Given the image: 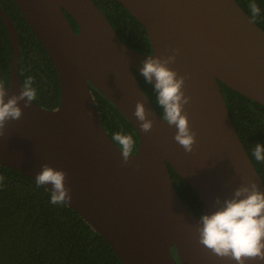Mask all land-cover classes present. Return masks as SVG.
Instances as JSON below:
<instances>
[{
    "label": "water",
    "instance_id": "obj_1",
    "mask_svg": "<svg viewBox=\"0 0 264 264\" xmlns=\"http://www.w3.org/2000/svg\"><path fill=\"white\" fill-rule=\"evenodd\" d=\"M14 1L56 69L60 98L54 109L20 104L22 118L9 122L0 137V166L34 180L43 164L66 172L72 189L66 205L109 243L121 264H236L197 242L199 217L177 194L167 165L194 190L204 213L215 211L217 196L231 198L242 183L255 182L264 191L219 86L264 106V31L236 0H117L144 28L151 51L142 53L124 44L92 0ZM0 19L12 50L9 84L0 86L10 97L22 90L19 38L1 7ZM173 50L179 54L169 67L186 78L185 95L191 97L185 106L196 133L191 153L175 142V127L134 76L147 56ZM90 84L139 138L127 164L102 126ZM138 101L154 121L147 134L133 116ZM44 187L51 192V185Z\"/></svg>",
    "mask_w": 264,
    "mask_h": 264
},
{
    "label": "trees",
    "instance_id": "obj_2",
    "mask_svg": "<svg viewBox=\"0 0 264 264\" xmlns=\"http://www.w3.org/2000/svg\"><path fill=\"white\" fill-rule=\"evenodd\" d=\"M128 47L142 53L151 51L143 26L117 1L92 0ZM249 18L264 31V0H236ZM255 2L260 14L253 16L249 8ZM19 38L18 76L23 88L28 77L33 78L36 98L33 102L54 109L59 104L60 89L56 69L41 43L20 14L14 0H0ZM75 30L77 24L66 15ZM12 50L3 22L0 19V85L9 84ZM134 76L150 103L163 117L152 85L139 72ZM233 126L252 164L264 183V162L252 155L256 144L264 145V106L219 83ZM102 126L110 140L115 133L131 135L136 151L139 138L116 107L91 84ZM173 186L185 206L196 216L204 213V205L194 190L167 165ZM0 264H121L109 243L71 207L53 205L51 192L27 175L0 166ZM174 254V250H173ZM177 264L179 262L177 261Z\"/></svg>",
    "mask_w": 264,
    "mask_h": 264
},
{
    "label": "clouds",
    "instance_id": "obj_3",
    "mask_svg": "<svg viewBox=\"0 0 264 264\" xmlns=\"http://www.w3.org/2000/svg\"><path fill=\"white\" fill-rule=\"evenodd\" d=\"M253 16L260 14V8L252 2L249 5ZM178 50L172 55L147 56L139 70L144 81L152 85L158 105L163 111V120L174 126V140L186 153L193 151L196 133L192 131L185 111L191 101L185 95L184 76L172 70L169 65L175 64ZM33 78L28 77L19 95L8 96V90L0 86V137L5 135L9 122L19 121L23 109L29 108L36 98V89L32 86ZM150 113L144 102L138 101L133 116L138 121L141 131L150 133L154 121L149 119ZM113 140L120 146L123 163L127 164L135 148V140L131 135L115 133ZM252 155L258 162H264V145L256 144ZM0 176V182L3 181ZM37 187L51 185V203L53 205L70 203L72 189L67 186V173L56 170L48 164L41 166L35 177ZM215 211H207L198 218L196 228L198 243L221 259L246 264L255 261L264 264V191L255 182H245L234 190L231 198L221 199L217 196L213 201Z\"/></svg>",
    "mask_w": 264,
    "mask_h": 264
},
{
    "label": "flooded vegetation",
    "instance_id": "obj_4",
    "mask_svg": "<svg viewBox=\"0 0 264 264\" xmlns=\"http://www.w3.org/2000/svg\"><path fill=\"white\" fill-rule=\"evenodd\" d=\"M75 31H77V28L75 29ZM174 258H176V257L174 256ZM176 261H177V259H176Z\"/></svg>",
    "mask_w": 264,
    "mask_h": 264
}]
</instances>
